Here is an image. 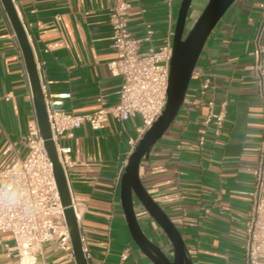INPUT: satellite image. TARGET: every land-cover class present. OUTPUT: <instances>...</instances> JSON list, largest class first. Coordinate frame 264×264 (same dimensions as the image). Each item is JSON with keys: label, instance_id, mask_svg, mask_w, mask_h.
I'll return each instance as SVG.
<instances>
[{"label": "crops", "instance_id": "obj_1", "mask_svg": "<svg viewBox=\"0 0 264 264\" xmlns=\"http://www.w3.org/2000/svg\"><path fill=\"white\" fill-rule=\"evenodd\" d=\"M131 4L128 24L142 38L147 24L159 47L174 33L182 0H14L33 47L46 95L69 94L63 107L86 114L119 101L122 80L109 64L113 47L110 8ZM207 0H193L195 18ZM264 0H236L210 34L197 66L211 87L206 95L216 110L226 103L223 133L203 127L206 105L199 98V80L192 78L186 99L170 128L140 169L143 185L180 230L194 264H246L245 222L257 175L259 142L264 132V106L254 77V41ZM264 45V40H263ZM264 59V57H263ZM37 121L33 94L21 48L0 1V169L27 153L26 137ZM139 117L111 120L103 130L88 124L64 137L72 148L67 170L72 198L81 203L80 221L89 264H154L134 242L120 196L121 177L136 145ZM206 131L203 148L199 135ZM147 236L172 253V245L153 218L136 202ZM0 233V264H20ZM127 258L122 259V254ZM35 264H77L72 245L45 243Z\"/></svg>", "mask_w": 264, "mask_h": 264}, {"label": "built area", "instance_id": "obj_2", "mask_svg": "<svg viewBox=\"0 0 264 264\" xmlns=\"http://www.w3.org/2000/svg\"><path fill=\"white\" fill-rule=\"evenodd\" d=\"M130 12L131 4L121 1L111 7L109 13L113 47L117 53V58L109 66L113 75L122 80L118 103L108 105L100 97L98 109L76 114L63 107V99L70 96L68 93L47 96L42 85L52 139L66 173L73 159L72 148L62 142L64 137L73 138L75 131L85 124L94 130H103L111 120L124 122L139 117L141 124L136 128L137 137L131 140V144L136 145L166 106L174 33L162 45L154 47L151 45L155 35L152 25L147 24L142 38L131 33L128 24ZM262 13L254 41L253 71L264 106V3ZM192 78L200 82L199 98L193 103L208 108L202 125L204 129L212 126V135L217 138L225 127L226 103L220 104L216 110L215 101L206 98L211 84L203 79V72L197 65ZM206 139L207 133L203 131L198 138L201 148ZM25 140L26 155L13 159L0 169V233L11 234L14 239V245L5 244L9 257L19 258L20 264H35L45 243L57 240L61 249H67L71 246V239L53 164L37 121L30 125ZM249 196L251 207L245 222V263L264 264V132L259 142L257 175ZM73 207L80 224L81 203L73 199ZM84 252L87 257L85 248ZM126 258L127 253H123L122 259Z\"/></svg>", "mask_w": 264, "mask_h": 264}, {"label": "water", "instance_id": "obj_3", "mask_svg": "<svg viewBox=\"0 0 264 264\" xmlns=\"http://www.w3.org/2000/svg\"><path fill=\"white\" fill-rule=\"evenodd\" d=\"M21 48L33 94L34 107L44 145L53 164L54 176L70 233L71 245L77 264H89L84 252L81 226L73 207V198L52 139L45 94L38 71L35 53L25 25L14 0H0ZM236 0H207L201 12L191 17L193 0H182L173 35L172 57L167 87V102L163 113L146 131L131 153L121 177L120 196L123 212L134 242L154 264H194L183 236L169 215L147 191L140 177L144 159L170 128L186 99L193 71L205 44L219 21ZM136 202L159 225L172 245V253L153 242L144 232L136 211Z\"/></svg>", "mask_w": 264, "mask_h": 264}, {"label": "rangeland", "instance_id": "obj_4", "mask_svg": "<svg viewBox=\"0 0 264 264\" xmlns=\"http://www.w3.org/2000/svg\"><path fill=\"white\" fill-rule=\"evenodd\" d=\"M168 252V251H167ZM169 253H171V252H169Z\"/></svg>", "mask_w": 264, "mask_h": 264}]
</instances>
